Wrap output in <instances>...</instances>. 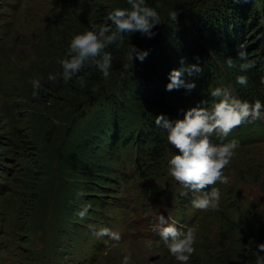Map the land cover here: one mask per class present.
Masks as SVG:
<instances>
[{
  "label": "rangeland",
  "instance_id": "1",
  "mask_svg": "<svg viewBox=\"0 0 264 264\" xmlns=\"http://www.w3.org/2000/svg\"><path fill=\"white\" fill-rule=\"evenodd\" d=\"M238 2L147 0L161 18L155 35L128 34L110 45V79L97 68L82 71L81 86L76 77L67 84L47 77L62 72L59 61L74 35L102 24L113 9L130 7L127 0H0V162L6 164L0 166V264H121L124 256L130 264H180L160 240L161 216L195 231L188 264H255L256 246L264 243V138L240 144L224 169L228 182L210 186L220 190L219 208L201 211L192 207L194 194L167 173L177 154L167 133L158 161L143 158L133 140L116 148L108 136L117 98L125 112L122 134L145 125L137 99L124 91L138 78L130 43L153 52L158 37L190 28L201 11L221 16L220 8ZM246 2L247 13L260 8V0ZM230 73L221 75L229 85ZM33 79L42 85L35 96ZM84 206L90 207L80 218ZM105 227L121 239L94 235Z\"/></svg>",
  "mask_w": 264,
  "mask_h": 264
},
{
  "label": "clouds",
  "instance_id": "2",
  "mask_svg": "<svg viewBox=\"0 0 264 264\" xmlns=\"http://www.w3.org/2000/svg\"><path fill=\"white\" fill-rule=\"evenodd\" d=\"M130 7H118L110 11L102 24H92L90 30L76 34L72 37L66 49L65 56L59 61L62 72L49 74V81L59 78L65 84L77 78L83 86L84 78L79 75L87 66H93L99 70L103 79L108 80L111 76L113 55L108 51L110 45L118 41L123 42L125 36L130 38L133 33L152 38L153 29L161 22L157 6L150 7L147 0H127ZM177 15L171 14L170 19L176 20ZM129 58L143 62L149 55V50L140 49L130 43ZM237 58L241 61L239 71L246 72L254 67V62L248 60L244 50L237 51ZM181 67L174 68L169 72L167 91L181 87L188 91L195 89V81H186L185 74L192 76L199 74L202 68L199 64H187L181 59ZM228 68H236L234 60L229 57L226 60ZM125 69L129 65H124ZM237 83L246 86L248 77L238 75ZM33 95H37L42 87L39 79L31 81ZM210 95L216 98V102L206 106L205 101H200L194 107L185 111L182 119H172L161 113L156 116L155 124L167 133V140L177 154L167 162V173L177 182L183 184L193 194L192 207L201 211L217 210L221 199L220 190L211 187L219 183H227L228 178L224 175V169L231 163L240 147V141L232 138L224 142L234 128L257 119H264V102L247 100L235 97L229 87H216L211 89ZM217 137L220 143H213L212 138ZM205 191V189H209ZM90 206H84L77 215L84 218ZM160 227L157 229L160 240L167 247L169 253L180 264H188L195 252L196 233L189 228L187 231L180 230L175 223H168L164 217H160ZM99 237L107 236L112 240L119 241L121 236L118 232L109 228H100L94 232ZM151 247V242L147 244ZM121 264H130V257L124 256ZM255 264H264V243L256 246Z\"/></svg>",
  "mask_w": 264,
  "mask_h": 264
},
{
  "label": "trees",
  "instance_id": "3",
  "mask_svg": "<svg viewBox=\"0 0 264 264\" xmlns=\"http://www.w3.org/2000/svg\"><path fill=\"white\" fill-rule=\"evenodd\" d=\"M226 1V0H225ZM260 8H254V13L246 12V0L227 8H220L221 16H210L201 11L193 18L190 28H178L162 37H158L143 62H137L138 78L132 77L124 91L138 101L139 111L145 121L144 127L122 134L120 131V118L125 115L122 102L117 98L113 102L116 112L113 115V131H109V139L115 138L118 143L128 138L133 140L143 158L158 161L163 156L164 130L156 126L155 119L161 113L172 119H182L185 111L205 101L206 106L216 102L210 95L211 89L216 87H235L237 97L249 102L260 100L264 102V0H260ZM225 3V2H224ZM203 6V4H202ZM246 15H249L248 17ZM190 29V30H189ZM177 32L174 43L167 41V35ZM109 48V47H108ZM244 50L248 60L254 62V67L246 72L239 71L238 65L243 61L237 58V51ZM231 57L236 68H231L233 84L222 81L223 69H228L226 60ZM187 64H199L202 71L199 74L188 76L186 81H195V89L188 91L181 87L166 90L169 82V72L181 67V59ZM95 67L87 66L82 71L95 72ZM81 71V72H82ZM238 75H246L248 84L242 86L237 83ZM137 76V75H135ZM140 79L143 83L140 88H133L134 83ZM146 106V108H145ZM126 110V108H124ZM129 109V107L127 108ZM127 111V110H126ZM106 119H111L108 115ZM130 137V138H129ZM215 137V136H214ZM237 138L240 144L249 139L264 138V119L245 122L232 130L224 142ZM216 139L220 141L219 138ZM74 149V148H73ZM77 154V152H74ZM0 166L6 164L0 162ZM209 189H205L208 191Z\"/></svg>",
  "mask_w": 264,
  "mask_h": 264
}]
</instances>
